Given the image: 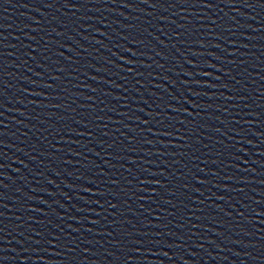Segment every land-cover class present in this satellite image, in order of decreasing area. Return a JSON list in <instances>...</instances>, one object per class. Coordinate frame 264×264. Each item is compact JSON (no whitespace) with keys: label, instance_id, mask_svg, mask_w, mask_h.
I'll use <instances>...</instances> for the list:
<instances>
[{"label":"water","instance_id":"water-1","mask_svg":"<svg viewBox=\"0 0 264 264\" xmlns=\"http://www.w3.org/2000/svg\"><path fill=\"white\" fill-rule=\"evenodd\" d=\"M0 264H264V29L0 70Z\"/></svg>","mask_w":264,"mask_h":264}]
</instances>
